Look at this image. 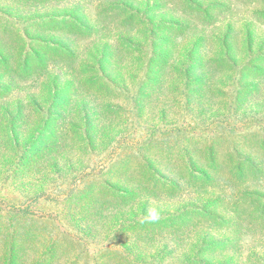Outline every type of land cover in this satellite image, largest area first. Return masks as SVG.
Here are the masks:
<instances>
[{
	"label": "rangeland",
	"instance_id": "1",
	"mask_svg": "<svg viewBox=\"0 0 264 264\" xmlns=\"http://www.w3.org/2000/svg\"><path fill=\"white\" fill-rule=\"evenodd\" d=\"M256 54L264 0H0V264H264Z\"/></svg>",
	"mask_w": 264,
	"mask_h": 264
},
{
	"label": "trees",
	"instance_id": "2",
	"mask_svg": "<svg viewBox=\"0 0 264 264\" xmlns=\"http://www.w3.org/2000/svg\"><path fill=\"white\" fill-rule=\"evenodd\" d=\"M253 60H257V59H263L264 60V54H256L253 58H252ZM247 67H249L248 65H247ZM251 69H253V68H251ZM1 89H3V90H5V88H1ZM64 89V87L62 86H60V88L58 89V90H60V92L62 91ZM123 165H125V162L123 163ZM240 169H241V166H240V163L238 162L237 163V166H236V170H238V171H240ZM125 193L126 192H122V195L123 196H125ZM209 201H206V204L208 203ZM196 212H198V213H202V215H208V217L210 216L209 214H207L206 212H205V208H200V210H198L197 208H196V210L194 209V208H190V209H188L187 211H185V213L187 214V215H189L190 217H192V216H195L196 215ZM180 217L179 215H173V217ZM213 218L215 219L216 217H214L213 216ZM210 220H213V219H210Z\"/></svg>",
	"mask_w": 264,
	"mask_h": 264
},
{
	"label": "clouds",
	"instance_id": "3",
	"mask_svg": "<svg viewBox=\"0 0 264 264\" xmlns=\"http://www.w3.org/2000/svg\"><path fill=\"white\" fill-rule=\"evenodd\" d=\"M147 219H148L149 222H156V221H158V219H159V212L155 208L151 209L149 211V213H148Z\"/></svg>",
	"mask_w": 264,
	"mask_h": 264
}]
</instances>
